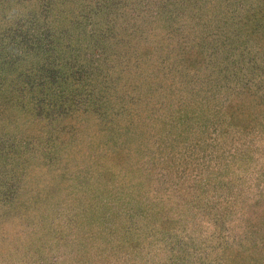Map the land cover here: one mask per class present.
Segmentation results:
<instances>
[{
	"label": "trees",
	"instance_id": "16d2710c",
	"mask_svg": "<svg viewBox=\"0 0 264 264\" xmlns=\"http://www.w3.org/2000/svg\"><path fill=\"white\" fill-rule=\"evenodd\" d=\"M159 2L157 21L122 28L135 0H0V235L66 240L41 264H264V0ZM98 4L112 24L95 25ZM70 134L99 144L50 192L23 153ZM134 135L152 141L135 166L114 147ZM20 167L34 188L14 206ZM56 198L75 204L50 212L57 231L24 222Z\"/></svg>",
	"mask_w": 264,
	"mask_h": 264
},
{
	"label": "rangeland",
	"instance_id": "374dc122",
	"mask_svg": "<svg viewBox=\"0 0 264 264\" xmlns=\"http://www.w3.org/2000/svg\"><path fill=\"white\" fill-rule=\"evenodd\" d=\"M153 2H155L154 5H152L150 3V0H135V4L133 5V9L132 6L129 7V9L131 10V15L126 13V16H119V19L117 20V25H121L120 27L124 28V25L126 24L128 26V24L132 23V21L137 23V26L139 25L140 27H144V26H148L152 23H154V21L158 20L159 18V10H160V6H162V3L159 2V0H152ZM99 3V2H98ZM100 6V7H99ZM92 7V8H90ZM87 7V9L90 10L91 13L95 14V18H96V23L95 25H100L104 26L106 24H112L111 22H113V20L110 18L111 15L106 16L105 12H100L98 8H101V5L98 4L97 8H95V6H91ZM163 7V6H162ZM97 10V11H96ZM129 10V11H130ZM95 11V12H94ZM112 14V13H111ZM94 18V20H95ZM108 19V20H104V19ZM90 20V19H89ZM112 20V21H111ZM94 23V21H92ZM103 22V23H101ZM101 23V24H99ZM89 27V26H88ZM91 29V27H90ZM32 67H36L34 64H32ZM104 67L102 66V69ZM100 70V69H99ZM69 76V75H68ZM126 78V77H125ZM124 78V79H125ZM129 80L131 82L133 81H137V78L135 79L134 77L129 78ZM149 82V81H148ZM141 88H138V90ZM200 89V87H199ZM71 136L65 137L61 140V143L59 145L60 149L57 150V148H54V146H50V145H44L43 147L40 145V147H29L28 149H26L23 153V157L24 158H30L31 156L35 155V157L39 158V169H38V173H41L40 176L43 179V183L42 186H40L41 188H45L47 190H50V192L57 190L58 188H62L65 190V186L62 185L63 182L65 181L64 178H60V177H65L66 178V182L69 181V178L71 175H73L72 171H76L78 169V166L80 167L82 165V163H87L89 160H91V156H88L91 151L94 148H97V145L99 144L98 142L94 141L92 142L91 139H89L90 137H87L88 141H91V143H86V144H81L80 143V138L79 139H74L76 136V134H74L72 136V134H70ZM153 138V137H151ZM150 139V138H149ZM98 140V139H97ZM17 142H14V144H16ZM152 143L151 140H147V139H141L136 137L135 135L129 140L126 141V143L124 144H117V146H113L116 147L117 149H121V148H127V150H129V153H127L126 160L128 159H132V162H135L133 166H135L136 164L138 165L139 156H143L144 155V151H143V146L148 145ZM112 145H108L109 147H111ZM127 145V146H125ZM46 146V147H45ZM112 146V147H113ZM80 147L83 148V150L79 149ZM151 149L154 148V146H149ZM131 148V149H129ZM46 149V150H45ZM49 149V151H48ZM62 150V151H60ZM78 150H79V154H78ZM112 152H114V149H111ZM78 154V156H77ZM93 154V152H92ZM146 154H149L148 151H146ZM93 156V155H92ZM97 156H102V154L97 155ZM105 156H108L107 154ZM149 156H152V154H149ZM49 157L52 158V160H56L57 157L61 159V164L64 166L63 162H67V165L65 164V170H54L55 168L59 167V165H52L51 163L48 162ZM73 158V160H72ZM105 158V157H104ZM10 156H0V176L4 178V173H6L10 167L11 164V160H10ZM44 160H46L44 162ZM58 160V159H57ZM13 162V160H12ZM60 165V166H62ZM76 165V166H75ZM142 165V163H141ZM75 166V167H74ZM18 167V166H17ZM22 167L18 168L16 170V173L21 169ZM73 168H75L73 170ZM142 168V167H141ZM10 171V170H9ZM60 172V174L58 173ZM85 173H83V182L85 187L87 189L93 190L97 187L98 181H97V176L95 177H89V172L88 171H84ZM9 173V172H7ZM11 173V171H10ZM9 173L8 176L6 177H11L12 175ZM59 174L58 176H55L56 174ZM63 173V174H61ZM96 174H100L99 170L96 171ZM52 176V177H50ZM0 177V178H1ZM17 180H19L16 183H14V185L11 188H8L11 190L12 194L15 195V198H12V204L14 206H18L20 203H22V199L25 197H28L29 192L31 191L32 188L34 187H29L30 184L32 183L33 179L29 178L27 179V177L23 174H21L20 172L17 173V176H15ZM55 177V178H54ZM51 178L52 180V185H50L48 187V185L46 184L47 180ZM2 180V179H1ZM103 181L100 180V185L102 186ZM41 184V182H40ZM104 186V185H103ZM69 190H75V185L73 182H71V184H69V186H67ZM0 189H5V186H3L0 183ZM59 193V192H58ZM7 195L9 194H3V200H5L6 203H8L9 199H7ZM62 195V192L59 194V196ZM0 198V200L2 199ZM57 199V198H56ZM61 198H58L57 200L54 199V203L59 206L54 208V204L53 201L52 202H47V204L43 205L40 208V211H43L42 214H40L38 212L37 215H35V219H28L24 220V222L26 224H28V222L30 224H34L36 225L37 229H39L40 231H42L44 228H49V226L54 229L57 220L60 217L57 216H53V214H51L50 212H53L54 210H59L58 212L60 213H64L69 207V209H73L75 207L74 201L72 198H67L64 202H60ZM28 207H32L33 202H29ZM45 206V207H44ZM54 208V209H53ZM33 211V210H32ZM7 220V219H5ZM40 220L45 221L44 224L40 223ZM13 223V221H11ZM10 222L6 221V227L5 230L9 229L10 227ZM24 223V224H25ZM8 224V227H7ZM60 225V224H59ZM59 229L58 226L55 227V231H57ZM7 234H8V230H7ZM17 235V234H16ZM20 236H16V239L14 240L13 243H11L8 239L11 238L10 234L6 237L5 235H0V264H41L40 260L42 258V256H47L48 254L46 253V251H48V249H52L54 250L57 254L56 256L58 257H62V256H68L70 255L71 251L68 249V247H64V244H66V240L61 241L56 240V241H48V242H44L42 244L39 243V246H45L43 252H41L40 250L34 251L33 249H29V247H24V245L22 246L20 243L16 244L18 242V240H20ZM59 236H56L55 238H58ZM8 238V239H6ZM59 241V242H57ZM50 256V255H49Z\"/></svg>",
	"mask_w": 264,
	"mask_h": 264
}]
</instances>
